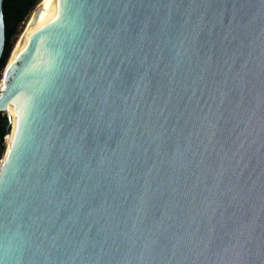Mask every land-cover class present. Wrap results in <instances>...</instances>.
Segmentation results:
<instances>
[{
	"label": "water",
	"instance_id": "1",
	"mask_svg": "<svg viewBox=\"0 0 264 264\" xmlns=\"http://www.w3.org/2000/svg\"><path fill=\"white\" fill-rule=\"evenodd\" d=\"M16 48L0 264H264V0H59Z\"/></svg>",
	"mask_w": 264,
	"mask_h": 264
},
{
	"label": "trees",
	"instance_id": "2",
	"mask_svg": "<svg viewBox=\"0 0 264 264\" xmlns=\"http://www.w3.org/2000/svg\"><path fill=\"white\" fill-rule=\"evenodd\" d=\"M41 1L42 0H4L7 41L4 55L0 59V81L19 34L21 33V24L23 22L28 23ZM10 121L11 119L8 113L0 111V133L3 137V142L0 145L1 149H5L4 139L8 132Z\"/></svg>",
	"mask_w": 264,
	"mask_h": 264
},
{
	"label": "bare ground",
	"instance_id": "3",
	"mask_svg": "<svg viewBox=\"0 0 264 264\" xmlns=\"http://www.w3.org/2000/svg\"><path fill=\"white\" fill-rule=\"evenodd\" d=\"M41 3L43 5L44 9L41 13L39 22L33 26H29V27H28V25H27V27L25 26L26 29L22 33L23 37H22V39H19L17 42L18 44H16L17 48H16V51L13 55L12 61H14V59L16 58L18 53L24 49V47L27 44V42L29 41V39L39 29H41L44 25H46L48 22H50L55 16V12H56L59 0H42ZM20 38H21V36H20ZM8 110L13 115L14 125H13V130L6 137L7 151L4 154L2 162H1L0 178H1V175H2L4 169L7 165V162L10 158V155L13 151V148H14L15 143L17 141V138H18V135L20 132V127H21V117H20L19 111L17 110V108L13 102L10 103Z\"/></svg>",
	"mask_w": 264,
	"mask_h": 264
},
{
	"label": "rangeland",
	"instance_id": "4",
	"mask_svg": "<svg viewBox=\"0 0 264 264\" xmlns=\"http://www.w3.org/2000/svg\"><path fill=\"white\" fill-rule=\"evenodd\" d=\"M31 17H32V16H31ZM29 21H30V20H29ZM29 21H28V23H29ZM28 23L23 22V23L21 24V26H20V31H21V33L19 34V37H18V39H17V41H16V44H17V42H18L20 36L22 35V33L24 32V30L26 29ZM25 26H26V27H25ZM15 46H16V45H15ZM3 78H4V73H3V77H2V79H1V81H0V91H1V89H2ZM4 144H5V149H1V148H0V154H1L0 157H2V158H3L4 154H5L6 151H7V143H4ZM0 164H1V163H0Z\"/></svg>",
	"mask_w": 264,
	"mask_h": 264
},
{
	"label": "built area",
	"instance_id": "5",
	"mask_svg": "<svg viewBox=\"0 0 264 264\" xmlns=\"http://www.w3.org/2000/svg\"><path fill=\"white\" fill-rule=\"evenodd\" d=\"M8 134H9V133H8ZM8 134H6V136H5V137H7V135H8ZM5 143H6V141H5Z\"/></svg>",
	"mask_w": 264,
	"mask_h": 264
}]
</instances>
